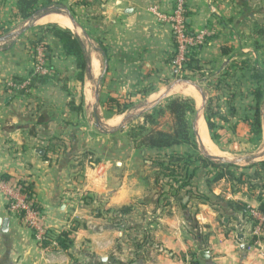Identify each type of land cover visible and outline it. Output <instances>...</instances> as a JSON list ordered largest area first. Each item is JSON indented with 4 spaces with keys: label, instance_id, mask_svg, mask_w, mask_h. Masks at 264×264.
<instances>
[{
    "label": "crops",
    "instance_id": "0c3cea01",
    "mask_svg": "<svg viewBox=\"0 0 264 264\" xmlns=\"http://www.w3.org/2000/svg\"><path fill=\"white\" fill-rule=\"evenodd\" d=\"M26 1L31 15L23 0H0V25L21 31L0 41V181L30 178L47 226H72V244L44 252L0 189V264H264L250 215L264 204V100L260 132L252 119L254 72L264 73V0ZM179 2L189 30L211 35L191 53L195 68L175 79L172 28L158 15ZM37 42L48 51L44 75L35 73ZM110 98L132 106L111 114ZM176 98L193 102L190 141L144 144L145 115ZM204 125L221 157L206 149ZM187 153L195 154L189 184L164 178L160 163ZM203 153L242 162L218 164Z\"/></svg>",
    "mask_w": 264,
    "mask_h": 264
},
{
    "label": "built area",
    "instance_id": "2783aa9c",
    "mask_svg": "<svg viewBox=\"0 0 264 264\" xmlns=\"http://www.w3.org/2000/svg\"><path fill=\"white\" fill-rule=\"evenodd\" d=\"M163 22L171 25L175 44V54L170 61L172 76L182 79L186 74L187 64L192 51L198 49L207 42L211 35L208 30L192 33L187 26V9L179 2L170 13L158 15ZM35 73L44 75L47 73L46 49L39 46L33 50ZM29 84L25 83L24 87ZM0 189L3 192L8 210L18 216L23 226L34 235V240L40 248L47 252L50 248L59 246L58 241L52 234V230L46 224V215L35 203L32 191L31 179L27 176H14L8 180L0 181ZM31 189V190H30ZM250 215L253 220L255 244L264 248V211L251 209ZM72 226H66L62 232L71 231Z\"/></svg>",
    "mask_w": 264,
    "mask_h": 264
},
{
    "label": "trees",
    "instance_id": "16d2710c",
    "mask_svg": "<svg viewBox=\"0 0 264 264\" xmlns=\"http://www.w3.org/2000/svg\"><path fill=\"white\" fill-rule=\"evenodd\" d=\"M22 6L25 7L22 10V13L24 15H31L36 10L32 9V6L28 5L26 0H23ZM6 28L4 26H0V36L3 35V32H6ZM8 30V29H7ZM67 40L69 42L71 52L73 54H76L78 57H80L81 67L83 70L86 69V61L84 59L83 53H81V48L77 44L76 40H72L71 37L67 36ZM43 46L40 42L34 43L32 45V52L37 47ZM47 50V49H46ZM48 58V51L47 56ZM195 68L194 63L191 59H189V62L187 64L188 70H193ZM185 76V75H184ZM186 77V76H185ZM254 79L258 83V88L253 90V96L255 97L256 101V110L253 113L252 119L253 124L255 125V130L257 132H260L261 129V105L264 100V73L260 71L254 72ZM131 103L126 101H121L117 98H110L108 99L107 107L109 109V113L111 114H123L125 113L130 107ZM193 102L188 99H172L169 100L165 106L160 107L158 109H155L154 113L145 115L144 119L147 123L151 125V129H149L148 132L144 135L143 143L155 147V148H170L173 146L181 145L184 143H188L190 141L191 137V131L188 126L187 122V115L188 113L193 112ZM168 114V119L164 122V125H166L165 129H160L162 126V121L165 117V115ZM210 118V117H209ZM209 127L211 130H214V125L209 120ZM213 137L216 139V135H213ZM196 150V148H195ZM183 157L187 158L188 160L182 161ZM195 157V154L187 153L184 156L179 154H172L168 155V162L167 163H160V167L163 170V177L168 179V181H174L182 183L181 186H186L189 184L190 180L192 179L193 174H189L187 169L188 162L191 161ZM180 161H182L184 164V168H186V172H184V176L180 173L181 165ZM179 162V163H178ZM217 167L220 169L219 166L213 165V168ZM231 168V167H229ZM228 170V167L225 168ZM259 169H261L264 172V163L259 166ZM195 171V170H194ZM219 176L220 173L218 172ZM217 175V176H218ZM3 179L8 180L9 176L3 177ZM31 190V189H30ZM32 193V191H31ZM264 202V201H263ZM262 211H264V204L260 208ZM244 209L243 211H245ZM72 231L69 232H55L52 230V234L55 237V239L59 243V247L62 249L68 250L72 244Z\"/></svg>",
    "mask_w": 264,
    "mask_h": 264
},
{
    "label": "bare ground",
    "instance_id": "6f19581e",
    "mask_svg": "<svg viewBox=\"0 0 264 264\" xmlns=\"http://www.w3.org/2000/svg\"><path fill=\"white\" fill-rule=\"evenodd\" d=\"M60 13V12H59ZM58 15H60V14H58ZM56 17H61V16H56ZM41 20V19H40ZM68 20V19H67ZM67 20H65V19H63V17L61 18V19H58L57 21L61 24V26L63 25V26H67V27H69V24H68V21ZM39 21V20H38ZM52 22V21H51ZM41 23V22H40ZM49 23V22H48ZM54 23V22H53ZM72 26V25H71ZM70 28H72V27H70ZM68 29V28H67ZM73 29V28H72ZM96 63H98V62H96ZM99 68V67H98ZM96 71V70H95ZM89 85V84H88ZM188 87V86H187ZM197 91V90H196ZM92 92V91H91ZM179 92V91H178ZM188 94H189V92H188ZM190 94H192L198 101H200V96L195 92V91H192ZM87 97V96H86ZM92 97V96H91ZM89 100V99H88ZM202 132H203V134H202V139H203V143H204V145H205V147H206V149L209 151V153H211V154H213L214 155V157L215 156H217V157H221L220 155V153L218 152V150H216L215 149V146H213L212 145V143L210 142V140H209V138H208V136H207V134H206V130H205V125L203 126V129H202ZM206 150V151H207ZM207 151V152H208Z\"/></svg>",
    "mask_w": 264,
    "mask_h": 264
},
{
    "label": "water",
    "instance_id": "95a60500",
    "mask_svg": "<svg viewBox=\"0 0 264 264\" xmlns=\"http://www.w3.org/2000/svg\"><path fill=\"white\" fill-rule=\"evenodd\" d=\"M21 31H16V32H11L3 37H0V41L2 40H5L7 38H11V37H18L20 35ZM179 82H183L181 80H178ZM204 154V153H203ZM204 156L208 159H211L213 160L214 162L218 163V164H225V165H238L242 162V160H229V159H222V158H213V157H210L206 154H204ZM205 253L202 254V256H205L204 255Z\"/></svg>",
    "mask_w": 264,
    "mask_h": 264
},
{
    "label": "rangeland",
    "instance_id": "374dc122",
    "mask_svg": "<svg viewBox=\"0 0 264 264\" xmlns=\"http://www.w3.org/2000/svg\"><path fill=\"white\" fill-rule=\"evenodd\" d=\"M1 26V25H0ZM6 28V27H5ZM6 30V32H3V35L2 36H5V35H7V34H9V33H11V31H10V29H5ZM2 36H0V37H2Z\"/></svg>",
    "mask_w": 264,
    "mask_h": 264
}]
</instances>
